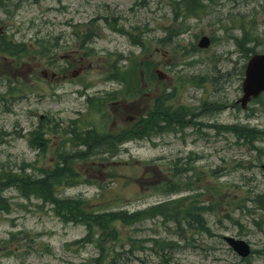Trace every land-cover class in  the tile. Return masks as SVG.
Here are the masks:
<instances>
[{
	"label": "rangeland",
	"instance_id": "374dc122",
	"mask_svg": "<svg viewBox=\"0 0 264 264\" xmlns=\"http://www.w3.org/2000/svg\"><path fill=\"white\" fill-rule=\"evenodd\" d=\"M199 1L205 7L197 15L187 13L185 0H41L11 13L0 10V42L4 37L32 48L39 38L66 36L61 42L75 62L71 70L85 68L76 79L45 81L42 71H57L44 58L0 53V130L11 133L0 145V166L19 170L23 163L37 161L41 167L54 160V151L41 158L28 143L41 117L64 125L77 119L92 121L99 133L108 134L129 126L128 116L145 115L151 100L144 96H121L119 101L123 98L126 104L122 109L121 103L110 107L109 102L102 113L87 108L85 94H122L125 84L106 80L110 64L119 56L124 66L130 64V56H137L138 62L150 59L155 66L144 72L150 77L146 93L166 90L169 104L194 113L204 104L198 121L264 129V95L246 111L235 105L243 95L250 56L264 54V0ZM106 17L121 32L105 25ZM72 20L78 26H96L98 36L89 45L93 56L84 57L86 51L71 37L67 23ZM125 33L141 35L144 45H134ZM245 33L251 39L241 45L237 39L244 40ZM204 36L212 40L206 50L198 47ZM55 60L57 66H66L61 57ZM158 70L168 79L152 77ZM131 80L142 84L138 78ZM11 88L16 92H9ZM219 102L225 109L205 117L211 104ZM114 122L117 125L111 127ZM197 129L131 141L108 161L77 164L79 183L59 188L57 195L82 198L94 213H133L186 198L185 204L198 202L212 208L206 213L210 233L197 223L177 224L155 216L129 227L116 226L118 242L105 245L97 239L103 231H89L82 223L65 224L41 200L11 190L6 192L11 209L0 213V264H114V260L118 264H264L259 254L264 251V206L257 203V196L264 193V156L259 150L264 140L249 144L234 133ZM52 141L51 148L59 137ZM225 237L245 241L258 253L241 259ZM159 239L176 245L161 256L150 241ZM84 240L91 243L84 245Z\"/></svg>",
	"mask_w": 264,
	"mask_h": 264
},
{
	"label": "trees",
	"instance_id": "16d2710c",
	"mask_svg": "<svg viewBox=\"0 0 264 264\" xmlns=\"http://www.w3.org/2000/svg\"><path fill=\"white\" fill-rule=\"evenodd\" d=\"M199 5L195 6L194 9L198 8ZM193 9V11H195ZM108 21V19L106 20ZM137 39V38H136ZM134 41H137V40ZM91 40V38H89ZM140 45L142 42H139ZM86 49V47H85ZM45 50V49H43ZM0 51L5 53H15L9 44H5L3 40L0 45ZM248 52H253L252 49H247ZM21 52L28 54V52L23 49ZM85 56H93L91 48L86 49ZM20 54V53H17ZM42 56H45V51H43ZM50 66L53 65V62L49 61ZM141 64H143L141 66ZM152 66L148 61L138 62L136 57L130 59V64L128 67L119 65L117 61L113 63L110 68L113 71L111 77L128 87V93L132 95L141 92V85L138 83L132 84L131 79H139V70L147 67L149 69ZM110 76L108 79L111 78ZM166 97L163 95L161 99L156 100V110L153 114L148 117L143 116L129 129L123 130L119 136L114 137L111 141L110 136L106 134H100L95 130L83 131L82 121L79 120L73 124L64 125L60 121H54L53 118L45 117L44 120H41L38 127H36L29 137V145L39 152L40 157H44L49 150V144L51 142V136H59L61 138L60 146L56 149V160L52 166H42L37 167L36 164H22L19 168L22 169V172H17V175L12 174L13 169L5 167L3 164L0 166V191H4L5 187L14 186L17 188V191L22 194L25 198L30 199L32 197L39 199L46 204L48 197L41 195L43 191L49 193L51 196H55L57 189L61 186H74L78 183L80 174L75 170L73 165L78 162H89V160L95 158L96 153L87 154L83 151L71 149L70 146L75 147L77 145H85L88 148H106L110 143L123 144L127 141L135 139H144L149 137L150 131L153 128V135L157 132L164 133L167 132H178L185 131L189 127H196L198 123L194 122L192 118L198 116V114L191 116L194 112L189 111L185 107L178 108L173 110L171 108L166 109L162 106V102H165ZM109 101V100H108ZM105 101H95L88 99L89 110L99 111L101 106L105 105ZM221 108V105L218 107ZM217 131L227 130L234 133L239 132V126H229L220 127L217 124L210 126ZM198 131L199 128L197 129ZM249 137L245 140L249 144H254L255 141L262 140L264 136V130H259L256 128H248ZM11 133L0 131V145L7 142L8 137ZM239 138V137H238ZM113 148H111L112 150ZM101 161H107V157L100 156ZM31 169L33 174L36 176V184L33 189H29V181H33L27 176H24L27 173V169ZM46 188V190H41L38 193L39 189ZM186 199H179L172 201L168 204L161 205L158 207L151 208L149 210L129 213L127 211H116V212H107V213H94L90 212L87 207V202L85 200L79 199L76 201L74 206H68L67 204L56 203L53 211L55 214L62 219V222L69 224V220L61 215L62 213L58 211V208H63L68 212L76 215V219L73 224L82 223L87 226L89 231H103L104 234H117L116 226L121 225L124 227H129L135 223L145 221L148 218L159 216L163 217L166 221L175 222L177 224L197 223L200 226V229L206 233H210L211 230L208 227V224L205 220V213L210 211L211 207L202 206L198 202H192L185 204ZM257 203L264 206V194L257 197ZM69 208V209H68ZM11 205L3 201V198H0V213L3 211H9ZM104 234L99 237L102 241ZM85 241V240H84ZM169 242V241H168ZM176 243L169 242L168 247H174ZM258 253V252H257ZM263 254L264 251L259 252Z\"/></svg>",
	"mask_w": 264,
	"mask_h": 264
},
{
	"label": "bare ground",
	"instance_id": "6f19581e",
	"mask_svg": "<svg viewBox=\"0 0 264 264\" xmlns=\"http://www.w3.org/2000/svg\"><path fill=\"white\" fill-rule=\"evenodd\" d=\"M199 82H201V81H199ZM220 105L222 106V110H223V107H224L225 104H221L220 102L219 103H216V104H213V105L211 104V106L206 111L205 117H208V115H210V114H212L214 112H217V113H214V114L221 113L222 112L221 109L218 108ZM205 109H206V107L203 104V106L196 108L195 113L192 114L191 116H194L198 112H199L198 116H200L201 115V112L204 111ZM203 116H201V117H203ZM201 117H200V119H201ZM192 120L195 123L197 121L198 128H199L200 131H202L203 129L208 128V127H210V126L213 125V124H211L209 122H202L201 120L198 121L196 119V117L195 118H192ZM238 128H239V132L236 133V134L238 135L239 139H246L247 137H249L250 134H249V130H248L247 126L239 125ZM162 134H164V131L154 133V136H159V135H162ZM263 140H264V136L262 137V141ZM259 150H260V153L264 156V147L263 148H260ZM179 162H181V159H178V162L177 163H179ZM10 164H13V163L10 162ZM15 164H14V166H15ZM17 168L18 167L16 166V169ZM29 169H27V171H26L27 173H25L24 176H27V177H29L30 179L33 180V181H29V183H28V185L30 186L29 189H33L34 188V185L36 184L37 181L35 180L36 179V176L33 174L32 170L30 169L32 173H29L28 172ZM17 172H20L21 173L22 172V169H20V168H19V170L13 169L12 174H14V175L16 174L17 175ZM11 190H16L17 191V188L14 187V186H8V187H5L4 191H2V190L0 191V198H3V201H5L9 205H11V202H10V199L6 196V192L11 191ZM41 190H46V188L39 189L38 193H40ZM263 194H260V195H263ZM20 195L22 197H24L22 194H20ZM41 195H44V196H47L48 197L47 202L44 205H48V206L52 207V209L55 208V204L56 203L67 204L70 207V206H74L76 204V201L79 200L78 198H66V197L64 198V197H60L58 195L51 196V195H49V193H47L45 191H43V193ZM260 195H258V196H260ZM55 209H57V208H55ZM58 209H59L58 211H60L62 213L61 215H63L64 217H66L69 220V222L74 223V221L77 220L76 219L77 218L76 215H74L73 213L68 212L67 210H65L63 208H58ZM54 214H55V212H54ZM55 216L57 218H59V220L62 221V219L60 217H58L56 214H55ZM165 222H166V220H165ZM135 224H137V223H135ZM99 237H101V235H97V239H99ZM118 240H119V235H116V234H104L101 243L106 245L107 242L117 243ZM150 241L153 243L154 247L159 250V253H160L161 256H162V254L167 249H172L173 248V247H168V243L169 242L167 240H165V239L150 240ZM82 243L85 245V244H89L91 242H89V241H83ZM99 250L102 251L103 248L101 247ZM113 263L114 264H118V262L116 263L115 260H114Z\"/></svg>",
	"mask_w": 264,
	"mask_h": 264
},
{
	"label": "water",
	"instance_id": "95a60500",
	"mask_svg": "<svg viewBox=\"0 0 264 264\" xmlns=\"http://www.w3.org/2000/svg\"><path fill=\"white\" fill-rule=\"evenodd\" d=\"M208 45L209 40L206 38L200 43L202 48L208 47ZM245 74L246 79L243 86L245 96L241 100L244 108L251 98H257L264 91V55L253 57ZM228 242L241 257H247L250 254L249 246L245 242L235 241L234 239H228Z\"/></svg>",
	"mask_w": 264,
	"mask_h": 264
}]
</instances>
